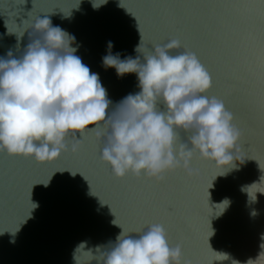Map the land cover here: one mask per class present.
<instances>
[{
  "label": "water",
  "instance_id": "water-1",
  "mask_svg": "<svg viewBox=\"0 0 264 264\" xmlns=\"http://www.w3.org/2000/svg\"><path fill=\"white\" fill-rule=\"evenodd\" d=\"M79 2L0 0V56L10 49L22 56L39 38L32 32L35 19L47 15L75 36L76 54L99 74L111 112L140 91L139 81L136 74L120 77L106 68L103 57L143 60L135 51L142 38L144 52L180 39L210 72L208 95L234 115L242 134L237 168L217 176L214 164L197 156L162 182L131 175L121 180L103 162L104 138L94 131L83 141L69 137L68 150L51 164L0 152V264H75L82 242L78 260L91 264L85 251L98 255L97 246L115 243L122 228L138 238L153 223L164 225L170 245H181L188 264L257 260L264 252V0H108L98 10L90 0ZM178 138L187 143L189 134L180 131ZM225 198L230 206L220 214L216 205ZM214 251L229 259L216 261Z\"/></svg>",
  "mask_w": 264,
  "mask_h": 264
},
{
  "label": "clouds",
  "instance_id": "clouds-1",
  "mask_svg": "<svg viewBox=\"0 0 264 264\" xmlns=\"http://www.w3.org/2000/svg\"><path fill=\"white\" fill-rule=\"evenodd\" d=\"M90 2L98 10L108 0ZM32 32L39 38L31 39L22 56L11 49L6 57L0 56V152L51 164L68 150L69 137L82 141L94 131L104 138L103 162L121 180L131 175L162 182L168 173L188 169L197 156L214 164L217 176L237 168L242 134L234 115L221 99L208 95L212 77L180 39L144 52L142 38L135 51L143 60L140 56L121 59L119 54L103 57V65L115 68L118 76L136 74L140 88L110 112L113 102L99 74L76 54L75 36L53 26L47 15L35 19ZM182 46L183 52L170 54ZM108 47H113L111 41ZM180 131L189 134L187 143L179 140ZM252 186L242 190L249 192ZM216 206L222 214L230 200L225 198ZM252 215L258 213L253 210ZM137 237L122 228L115 243L97 246L98 255L85 252L91 254V264H188L181 245H170L163 224L153 223ZM85 246L82 242L76 248L75 264H80L78 254ZM214 253L216 261L229 259L226 253ZM261 256L264 252L247 264H257Z\"/></svg>",
  "mask_w": 264,
  "mask_h": 264
},
{
  "label": "snow or ice",
  "instance_id": "snow-or-ice-1",
  "mask_svg": "<svg viewBox=\"0 0 264 264\" xmlns=\"http://www.w3.org/2000/svg\"><path fill=\"white\" fill-rule=\"evenodd\" d=\"M245 7H248L247 5H245ZM262 7H264V6H262ZM187 48H188V46L187 45H185ZM191 50V49H190ZM192 51V50H191ZM209 72V71H208ZM209 74H210V72H209ZM210 76H211V74H210ZM212 77V76H211ZM212 81H213V79H212ZM223 101V100H222ZM224 102V101H223ZM224 104H225V102H224ZM226 106V105H225ZM238 128V127H237ZM239 129V128H238ZM241 132V131H240ZM82 139V141H83V139L84 138H81ZM250 146V145H249ZM139 180V179H138ZM159 184V183H158ZM167 211H168V213L169 214H171L174 210L171 208V207H169L168 209H167Z\"/></svg>",
  "mask_w": 264,
  "mask_h": 264
}]
</instances>
